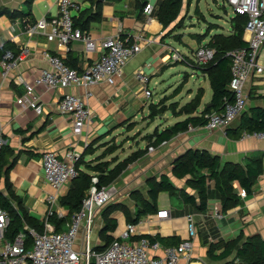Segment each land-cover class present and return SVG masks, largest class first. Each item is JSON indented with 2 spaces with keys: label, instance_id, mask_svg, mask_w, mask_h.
Returning a JSON list of instances; mask_svg holds the SVG:
<instances>
[{
  "label": "crops",
  "instance_id": "0c3cea01",
  "mask_svg": "<svg viewBox=\"0 0 264 264\" xmlns=\"http://www.w3.org/2000/svg\"><path fill=\"white\" fill-rule=\"evenodd\" d=\"M57 1L0 0V10L21 12L15 18L7 14L0 15V48L10 42L14 48L11 51L15 55L27 49L25 58L7 74H2L0 65V128L2 136L7 140L4 156L6 165L0 174V193L8 198L15 209L19 210L20 206L28 219L36 221L35 231L42 233L46 222L56 229L55 224L48 219L51 216L48 217L47 214L46 197L54 190L43 177L42 156L44 152L52 151L59 159H63L66 152L71 150L80 155L76 163L80 173L104 177L106 181L103 185L115 190V195L106 204L115 207L107 212L108 209L104 206L95 216L93 225L97 235L94 244L97 249L106 248L107 239L118 237L126 224L137 218L141 201L150 199L151 183L158 181L162 175L168 178L177 191L160 192L157 196V211L141 215L133 224L138 236L157 237L170 243L176 239H190L191 257L188 260L182 258L178 264L231 262L234 253L228 259L212 260L209 256L210 249L213 256H218L224 249L223 243L238 235H242L241 241L250 236L264 239V138L252 135L242 137V133L246 131L238 129L242 114L250 115L255 108L264 110V72L254 73L246 81L245 110L225 128H187L155 142L157 135L177 122L189 116H199L210 104L212 97L210 84L211 95L208 96L205 87L200 85L196 89L191 88L185 95H182V86L176 89L172 85L167 87V73L175 70L177 63L184 62L171 61V51L177 50L186 62L189 61L193 70L200 72L199 76L207 78L204 65H197L186 53L190 52L192 55L198 47L210 46L218 35L229 36L235 33L233 14L227 18L228 27L209 23L203 33V25L200 26L198 20L204 17L194 8L197 25L200 26L198 29L189 13L192 0H182L178 16L167 27L157 19L162 0H149L152 10L148 15L142 9L146 0H102L100 18L89 21L87 29L83 31L96 42L115 34L129 36L130 41L142 38L139 41V52L126 61L120 76L115 77L113 83L100 82L54 90L36 87L41 106V112L38 113L32 108L21 107L16 99L24 94L25 83H31L39 70L49 68L45 52L59 56L67 65L77 70L84 69L102 53L100 50L85 52L83 43L79 40L58 46L57 41L47 39L49 28L34 34L27 33L29 25H34L41 19L49 21L57 15ZM74 1L85 12L95 10V5L90 0ZM219 6L224 7L222 2ZM180 21L181 27L176 28ZM174 43L185 48V52L179 50ZM258 63L264 66V43L258 53ZM138 71L149 76L148 87L153 82L159 94L154 97L152 90L148 99L144 96L145 87L135 77ZM193 74L196 75V72ZM198 90L203 91L199 107L190 115L179 113ZM65 93L80 96L91 112L90 120L80 135L72 133L70 117L58 111V101ZM150 146L153 147L152 150L148 149ZM190 149L217 156L222 165L233 163L244 167L251 159L260 158L262 172L249 192L233 183L239 199L228 210L220 209V194L213 180L208 179L207 207L199 211L193 205L185 204L179 195L181 190H190L187 185L190 177L177 178L172 172L174 161ZM132 155L134 159L129 160ZM200 172L209 175L206 170ZM71 187L72 182L64 186L58 199V207L55 208L62 216L53 214L63 219L58 231L66 230V223L71 216L60 202ZM241 190H245L244 197L240 196ZM160 210L167 211L166 218L157 217ZM105 215L107 219L114 221L113 228H104ZM188 217L194 223L193 236L188 230ZM23 223L32 226L24 219ZM155 254L161 255L162 251ZM234 262L239 264L236 259L231 264Z\"/></svg>",
  "mask_w": 264,
  "mask_h": 264
},
{
  "label": "built area",
  "instance_id": "2783aa9c",
  "mask_svg": "<svg viewBox=\"0 0 264 264\" xmlns=\"http://www.w3.org/2000/svg\"><path fill=\"white\" fill-rule=\"evenodd\" d=\"M232 8L233 16H246L243 38L246 46L229 52L231 57L229 89L231 100H226L222 110L205 114L206 123L202 126H188V129L202 127L207 130L222 129L228 126L246 107L247 94L244 91L246 81L255 73L264 72V66L258 63V53L264 43V0H226ZM57 15L49 21L38 20L26 29L28 34H34L46 28L48 40H55L58 46H64L73 40L83 43L85 52L100 50L101 56L88 63L84 69L77 70L68 66L57 55L44 53L49 65L48 69H41L33 77L31 83H25V91L16 103L23 108H32L41 112L36 87L46 90L67 88L70 86H88L100 82L113 83L114 78L120 76L126 61L140 50V39L130 41L129 36L115 34L96 42L87 33L74 27V18L81 10V5L74 0H58ZM152 4L145 1L144 13H151ZM27 49L15 55L11 50L1 54L0 65L3 75L15 68L26 56ZM215 50L202 45L193 52V60L197 65H206L213 57ZM170 59L173 62H186L177 50H172ZM136 79L144 85V96L148 99L152 90L148 87L149 76L142 71L135 74ZM58 111L70 117L71 129L74 135H80L90 120L91 112L84 100L77 95L65 93L57 104ZM254 136L264 138V132H243L242 137ZM7 143L0 128V153ZM152 150L153 147H148ZM80 155L68 150L63 159L57 154L46 151L42 156V170L45 181L54 192L46 197L48 217L58 214V199L62 189L78 175L76 163ZM245 190L240 196H245ZM115 195L114 189L100 185L98 175L90 177V186L82 200L81 208L74 212L66 223L65 231H56L46 222L42 233L27 228L31 237V245L25 244V233L19 232L13 240L5 238V231L9 223V216L0 204V264H178L182 258L190 259L192 241L182 240L176 246H163L159 242H151L147 236L137 235L135 224L129 222L120 235L114 238L107 247L99 251L90 239L96 213L106 206ZM167 211L160 210L158 218H166ZM188 230L194 235V223L188 217ZM162 251L161 255L155 253ZM234 262L233 264H235Z\"/></svg>",
  "mask_w": 264,
  "mask_h": 264
},
{
  "label": "trees",
  "instance_id": "16d2710c",
  "mask_svg": "<svg viewBox=\"0 0 264 264\" xmlns=\"http://www.w3.org/2000/svg\"><path fill=\"white\" fill-rule=\"evenodd\" d=\"M95 5V10L92 12H85L81 10L74 18V27L83 30L87 29V23L91 20H98L100 18V2L102 0H90ZM118 1V0H112ZM145 5V1L142 4V9ZM182 6V0H162L158 7L157 19L167 27L175 18L178 16ZM1 14H7L10 17H17L21 15L20 11L10 12L8 10H0ZM234 30L235 33L229 36L218 35L214 38V41L210 43V48L215 50L212 59L204 65L205 73L209 80L210 88L212 90V97L210 100V106H206L199 116H189L183 121L177 122L164 132L157 135L155 142L162 141L169 137L171 134L178 131H183L188 126H202L206 123L205 114H209L214 111H220L226 100H231L232 93L229 89L230 81V64L231 57L228 55L229 52L234 49L246 46V42L243 40V28L246 23V16L236 15L234 16ZM180 21L176 28H180ZM13 50V45L10 42H6L0 53L2 54L5 50ZM14 51V50H13ZM69 66V65H68ZM203 95L202 90H198L196 95L191 101L186 103L180 110L179 113L192 114L200 105L201 97ZM239 130L246 131L248 133L255 131L264 132V110L255 108L252 110L250 115L242 114L240 117ZM151 137L149 138V140ZM6 152V144L2 147L0 153V174L6 165L4 158ZM134 155L129 160H133ZM128 160V159H127ZM207 171L208 176L200 171ZM173 175L177 178L189 176L188 187L189 191L181 190L179 195L185 204H190L196 207L199 211H203L207 207V191L206 184L207 180H213L216 189L220 194V209L228 210L234 207L238 203V194L235 192L233 183L241 188H244L246 192L250 191L251 186L254 184L258 175L262 172V162L260 158L251 159L249 163H246L244 167H241L233 163L221 164L217 156H212L209 153L197 149H190L185 152L182 156L177 158L172 167ZM90 177L85 173H80L75 179H73L72 187L63 195L60 199L61 205L66 207L69 211V216L81 208L82 200L85 197V193L90 186ZM106 178L100 177L99 183L103 185ZM175 193L177 189L168 180V178L162 175L158 181H153L149 189V201L142 200L140 209L136 213V219L131 220V223H135L137 219L144 214L154 213L157 211V196L160 192ZM190 191H193L191 193ZM12 196V195H11ZM0 204L5 209L9 216V223L5 231V238L7 240H13V238L19 233H25V244L26 246L31 245V237L29 236L27 229L23 223V219L31 224L28 228H35L36 221H32L26 217L24 210L19 206V210L15 209L7 197L0 193ZM115 205H107L106 208L109 212ZM105 212V213H107ZM68 216V218H69ZM49 221L55 224V230H59V224L63 219L52 216L48 218ZM60 219V220H59ZM65 219V218H64ZM105 229H111L114 227V221L107 219L104 216ZM40 231V230H38ZM37 232V231H36ZM39 233V232H38ZM151 242L159 241L164 246H176L180 243L177 239L170 242H165L159 238L147 236ZM114 238L107 239V245ZM242 235H238L236 238L223 243V251L218 256H213L212 249L209 251V256L212 260H223L228 259L229 256L234 253L231 262L223 264H231L235 259L238 260L239 264H264V239L259 236H250L244 241ZM213 247V246H211ZM97 249V248H96ZM105 249V248H104ZM102 249V250H104ZM102 251L101 249H97Z\"/></svg>",
  "mask_w": 264,
  "mask_h": 264
},
{
  "label": "rangeland",
  "instance_id": "374dc122",
  "mask_svg": "<svg viewBox=\"0 0 264 264\" xmlns=\"http://www.w3.org/2000/svg\"><path fill=\"white\" fill-rule=\"evenodd\" d=\"M224 5V7L219 6L220 4ZM194 8H197V10L201 13V15L204 17V19L198 20L200 23V26L203 25V33L206 29V25L209 23H217L219 25H222L224 28L228 27L229 22L227 20L228 17H230L233 14L232 8L229 6L228 2L226 0H192V5L190 6V15L193 17L192 21L197 25L196 17L197 15H194ZM217 15V16H213ZM224 22V23H223ZM200 26L197 25V28L199 29ZM199 32V30H197ZM219 33L221 31H218ZM174 45L181 51L185 52V48L183 49L181 45H178L177 43H174ZM181 53V52H180ZM187 56L193 59V54L191 55L190 52L186 53ZM187 62H181L177 63L175 65L176 69L173 71H170L169 74L165 79H167L166 82L169 81L170 85L175 86L174 89H176L178 86H182V95H185L191 88L196 89V87L203 86L206 89V96L211 95V90L209 88V82L207 78H203L202 76H199L200 72L197 70H193L190 65ZM196 72V75L193 73ZM179 73V74H177ZM172 78V79H171ZM150 89L153 90L154 97L156 94H159V91L156 90V88L153 86V82L150 83ZM156 90V91H155ZM96 231L95 227L93 225L90 239L92 243L96 240Z\"/></svg>",
  "mask_w": 264,
  "mask_h": 264
},
{
  "label": "water",
  "instance_id": "95a60500",
  "mask_svg": "<svg viewBox=\"0 0 264 264\" xmlns=\"http://www.w3.org/2000/svg\"><path fill=\"white\" fill-rule=\"evenodd\" d=\"M208 106H210V104H208Z\"/></svg>",
  "mask_w": 264,
  "mask_h": 264
}]
</instances>
